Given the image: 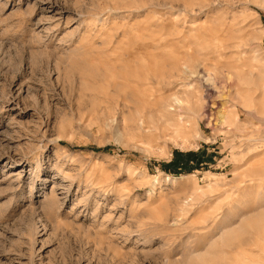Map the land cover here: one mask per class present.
Masks as SVG:
<instances>
[{
    "label": "rangeland",
    "instance_id": "1",
    "mask_svg": "<svg viewBox=\"0 0 264 264\" xmlns=\"http://www.w3.org/2000/svg\"><path fill=\"white\" fill-rule=\"evenodd\" d=\"M0 264H264V0H0Z\"/></svg>",
    "mask_w": 264,
    "mask_h": 264
},
{
    "label": "bare ground",
    "instance_id": "2",
    "mask_svg": "<svg viewBox=\"0 0 264 264\" xmlns=\"http://www.w3.org/2000/svg\"><path fill=\"white\" fill-rule=\"evenodd\" d=\"M114 11H116V10H114ZM112 13H113V11H112ZM118 29H120V28H118ZM166 81H164V82H166ZM168 81H169V79H168ZM176 95H172V97L169 100H167L165 102H162L159 105H157V107H156L157 109H155V112L157 114V118H156V120L154 122L155 125H157L159 127H165V128L166 127H171L172 129H175V130H179L181 128V125L180 124H181V119L182 118H180V112L183 109L186 110L187 112H192V105H190L191 102H189V100L182 101V100L178 99V96H176ZM154 99L156 100V98H154ZM219 116L222 117L223 115L221 114ZM181 131H183V130H181Z\"/></svg>",
    "mask_w": 264,
    "mask_h": 264
}]
</instances>
